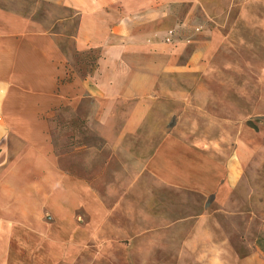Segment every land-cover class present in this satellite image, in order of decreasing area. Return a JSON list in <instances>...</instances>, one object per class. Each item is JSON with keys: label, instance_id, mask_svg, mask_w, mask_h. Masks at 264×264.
<instances>
[{"label": "rangeland", "instance_id": "1", "mask_svg": "<svg viewBox=\"0 0 264 264\" xmlns=\"http://www.w3.org/2000/svg\"><path fill=\"white\" fill-rule=\"evenodd\" d=\"M108 4L124 13L130 40L179 51L135 133H119L131 103L98 104L88 95L45 120L64 180L23 169L30 183H22L19 202L12 185L11 220L20 218L27 242L21 254L12 240V263L264 264V0ZM0 8L39 21L68 75L95 70L102 51L76 48L79 13L66 0H0ZM168 135L204 165L234 161L232 184L190 189L148 171L146 161ZM225 175L220 169L218 179Z\"/></svg>", "mask_w": 264, "mask_h": 264}, {"label": "crops", "instance_id": "2", "mask_svg": "<svg viewBox=\"0 0 264 264\" xmlns=\"http://www.w3.org/2000/svg\"><path fill=\"white\" fill-rule=\"evenodd\" d=\"M109 1L66 0L79 13L76 48L102 51L95 70L85 78L66 73L58 45L39 21L0 8L2 264H11V259H15L14 256L11 258L12 240L16 239L22 245L17 247L21 254L27 243L19 236L24 229L20 226V218L11 220L12 185L16 194L13 200L19 202L18 193L24 190L22 183H30L25 182L22 170L30 168L41 175L34 173L35 177L41 178L45 169L43 178L48 182L64 180L54 161L44 116L47 117L54 108L74 105L83 95L90 96L98 104L131 103L119 133L133 134L151 110L156 94L160 93L158 78L172 69V57L179 47L166 42L130 40V27L125 28L123 22L124 13L109 5ZM233 162L223 168L204 165L202 156H198L193 148L168 135L146 161V169L168 185L218 192V186L232 184L229 165ZM220 169L226 173L223 181L218 179ZM38 252H41L39 248ZM32 257L28 259L37 258L36 253ZM20 260L21 257L12 264L23 263Z\"/></svg>", "mask_w": 264, "mask_h": 264}, {"label": "trees", "instance_id": "3", "mask_svg": "<svg viewBox=\"0 0 264 264\" xmlns=\"http://www.w3.org/2000/svg\"><path fill=\"white\" fill-rule=\"evenodd\" d=\"M66 110H68V107L67 106H61V107H58V108H54V109H52L50 112H49V114L47 115V117H46V120L49 122V121H51V116L52 115H55L56 113H59V112H64V111H66ZM51 131V130H50ZM53 142H55V140L53 139ZM54 149L56 150L57 149V145L54 143ZM66 173H68V174H71V175H73V173H72V171H70V170H66L65 171Z\"/></svg>", "mask_w": 264, "mask_h": 264}]
</instances>
